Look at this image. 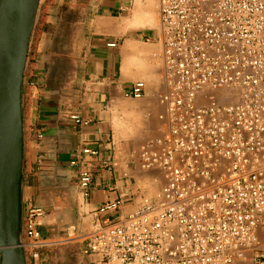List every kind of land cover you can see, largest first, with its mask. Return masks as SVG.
<instances>
[{
	"label": "built area",
	"instance_id": "1",
	"mask_svg": "<svg viewBox=\"0 0 264 264\" xmlns=\"http://www.w3.org/2000/svg\"><path fill=\"white\" fill-rule=\"evenodd\" d=\"M159 14L165 132L136 159L164 185L128 215L120 201L103 205L85 253L102 264H264V0H160ZM145 93L138 81L126 97ZM78 178L88 197L91 170ZM45 217L35 205L23 212L28 264L50 246Z\"/></svg>",
	"mask_w": 264,
	"mask_h": 264
},
{
	"label": "crops",
	"instance_id": "2",
	"mask_svg": "<svg viewBox=\"0 0 264 264\" xmlns=\"http://www.w3.org/2000/svg\"><path fill=\"white\" fill-rule=\"evenodd\" d=\"M129 3L46 0L41 10L23 90L22 206L23 212L29 205L44 208V240L63 242L42 249L38 264H102L85 253L102 219L97 211L120 201L119 214L128 215L163 188L154 187L159 177L141 170L136 159L137 144L163 127L157 99L164 77L160 85L161 73L141 54L161 43V30L134 25L138 12L126 14ZM147 4L157 15L154 3ZM138 81L146 83L145 97L127 98ZM74 114L89 125H76ZM76 157L78 165L71 166ZM81 169L93 174L88 197L79 185Z\"/></svg>",
	"mask_w": 264,
	"mask_h": 264
},
{
	"label": "water",
	"instance_id": "3",
	"mask_svg": "<svg viewBox=\"0 0 264 264\" xmlns=\"http://www.w3.org/2000/svg\"><path fill=\"white\" fill-rule=\"evenodd\" d=\"M43 0H0V264H28L22 233L23 90Z\"/></svg>",
	"mask_w": 264,
	"mask_h": 264
},
{
	"label": "rangeland",
	"instance_id": "4",
	"mask_svg": "<svg viewBox=\"0 0 264 264\" xmlns=\"http://www.w3.org/2000/svg\"><path fill=\"white\" fill-rule=\"evenodd\" d=\"M45 1L46 0H43L42 2V5H41V8H40V11H39V15H38V18H37V24H36V30H37V27L40 23V19H41V10L44 8V4H45ZM129 2V11L126 13L128 14L129 16L133 15L134 11L136 12H139L142 13V12H150V7L148 6L147 4V1L146 0H128ZM134 2H136V5L137 7H135V4ZM159 4H160V0H157V5L155 4V11L157 12V23L154 24V25H147V26H137V27H142V28H145V27H155L156 29H159L160 28V14H159ZM138 6H140L143 10H145L147 8L146 11H140V9L138 8ZM151 13V12H150ZM35 35H36V32H35ZM34 39H35V36H34ZM34 43V42H33ZM153 50H148V52L146 53V51H142L141 54H145V57L149 58V60L147 59L146 61L148 62L147 66L149 65V63H152V68L154 71H158L161 73V77L159 78V82H160V85H161V82H163V73H164V63H163V46H162V42L158 45V46H153L152 47ZM151 56V57H150ZM158 82V83H159ZM157 84V83H156ZM164 90V88H162V90L160 89V93H162ZM159 96V95H158ZM159 98V97H158ZM158 101V104H159V99H157ZM138 102V101H137ZM160 117V114L157 115V120L160 121L159 119ZM143 120H150V115H143L142 117ZM161 124H162V131L161 132H158L156 135H153L151 137H147L146 139L140 141L137 146H136V153L139 152L141 146L148 140V139H152V138H157V137H160L164 132H165V127L163 125V122L160 121ZM154 177L155 175H157L159 177V180L158 182H156L157 180L155 178H153V185L154 187H159L160 185L163 186L164 184V180L161 179L160 177V173L159 172H156V171H153V174ZM156 180V181H155ZM159 195V191L158 190H155L154 193H152L150 196H148L147 198H156L157 196ZM48 241V240H47ZM50 243V246L49 247H55L58 245H60L63 241L62 240H57V241H48Z\"/></svg>",
	"mask_w": 264,
	"mask_h": 264
},
{
	"label": "bare ground",
	"instance_id": "5",
	"mask_svg": "<svg viewBox=\"0 0 264 264\" xmlns=\"http://www.w3.org/2000/svg\"><path fill=\"white\" fill-rule=\"evenodd\" d=\"M147 3L153 5L157 4V0H147ZM152 10V9H151ZM150 10V12H151ZM150 12H142L139 14V12L137 13V15L135 16V22L134 25L136 26H147V25H154L157 23V15H155L154 13H150ZM22 247H24V245L22 244Z\"/></svg>",
	"mask_w": 264,
	"mask_h": 264
}]
</instances>
